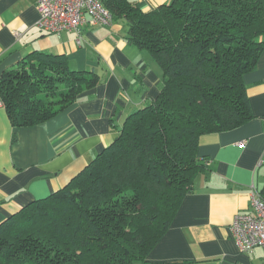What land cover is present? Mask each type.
<instances>
[{"label": "trees", "instance_id": "trees-1", "mask_svg": "<svg viewBox=\"0 0 264 264\" xmlns=\"http://www.w3.org/2000/svg\"><path fill=\"white\" fill-rule=\"evenodd\" d=\"M101 1L160 67V94L64 188L0 224V264L146 262L207 169L200 138L253 118L244 76L264 52V0H172L151 11ZM100 83L65 55L36 51L4 73L0 100L14 128L33 127Z\"/></svg>", "mask_w": 264, "mask_h": 264}, {"label": "crops", "instance_id": "crops-1", "mask_svg": "<svg viewBox=\"0 0 264 264\" xmlns=\"http://www.w3.org/2000/svg\"><path fill=\"white\" fill-rule=\"evenodd\" d=\"M171 1L136 3L151 11ZM37 4L0 0V80L39 51L65 55L71 69L93 71L101 83L33 127L14 128L0 108V224L64 188L118 138L133 112L158 97L163 83L153 57L128 43L124 21L49 33L38 26ZM244 82L252 120L200 138L198 155L208 159L207 169L147 261L135 264H264V247L243 253L231 231L234 217L250 211L252 193L264 198V52Z\"/></svg>", "mask_w": 264, "mask_h": 264}, {"label": "built area", "instance_id": "built-area-1", "mask_svg": "<svg viewBox=\"0 0 264 264\" xmlns=\"http://www.w3.org/2000/svg\"><path fill=\"white\" fill-rule=\"evenodd\" d=\"M37 7L40 14L38 26L49 33L66 30L79 33L86 22L92 26L113 24V17L101 0H38ZM231 231L243 253L264 247V198L259 191L252 193L250 211L234 217Z\"/></svg>", "mask_w": 264, "mask_h": 264}]
</instances>
